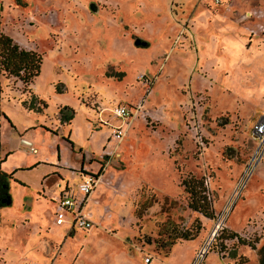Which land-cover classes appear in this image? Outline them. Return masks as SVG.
Masks as SVG:
<instances>
[{
  "label": "rangeland",
  "instance_id": "obj_1",
  "mask_svg": "<svg viewBox=\"0 0 264 264\" xmlns=\"http://www.w3.org/2000/svg\"><path fill=\"white\" fill-rule=\"evenodd\" d=\"M0 31L41 58L28 85L0 70V158L18 145V128L34 126L23 135L40 160L56 159L58 143L72 165L43 178L46 196L49 165L16 170L23 184L9 178L0 264H182L236 186L196 264H258L264 152L252 161L251 126L264 111V0H0ZM118 103L141 105L120 140L98 121L118 123ZM66 139L91 153L84 168ZM29 161L13 155L0 170ZM82 172L97 176L83 208L93 223L66 233L53 227L48 196L54 182L76 191ZM188 177L206 180L213 217L189 207ZM187 232L194 239L183 243Z\"/></svg>",
  "mask_w": 264,
  "mask_h": 264
},
{
  "label": "built area",
  "instance_id": "obj_2",
  "mask_svg": "<svg viewBox=\"0 0 264 264\" xmlns=\"http://www.w3.org/2000/svg\"><path fill=\"white\" fill-rule=\"evenodd\" d=\"M141 108L140 103L135 105H128L118 103L111 106L110 111L112 115L119 119L118 123H111L107 120L100 121L109 127V132L119 140L125 134V126L129 124L134 114ZM251 136L256 142V147L252 157V161H258L264 152V111L261 112L253 121L251 126ZM97 182V176L91 172H82L78 183L76 184V191L69 193L68 188L59 189L55 198L56 207L53 211L54 222L60 224L68 222L71 227L80 229H88L92 226V220L88 213L84 212L86 200L90 191L93 189ZM206 180L203 182L204 193L207 200L210 202V194L205 188ZM239 192V186L226 199L223 207L215 213L212 226L208 231L203 243L196 250L193 258L189 264H196L202 259L204 254L210 250L213 241L216 240L220 230L224 227L226 215ZM150 256H145L144 261L147 262Z\"/></svg>",
  "mask_w": 264,
  "mask_h": 264
},
{
  "label": "trees",
  "instance_id": "obj_3",
  "mask_svg": "<svg viewBox=\"0 0 264 264\" xmlns=\"http://www.w3.org/2000/svg\"><path fill=\"white\" fill-rule=\"evenodd\" d=\"M40 60L41 58L38 53L31 49L20 47L9 35L0 31V70L5 72V74L16 77L22 85H28L39 73ZM69 110L72 112L71 109ZM59 113L63 118L70 119V115L64 114L61 111ZM3 115L9 121L8 117L5 114ZM66 140L72 145V141ZM98 171H100V167ZM10 177L11 172L0 171V206L10 203V193L8 191V180ZM181 183L189 193V207L207 217H213L202 182L199 179L188 177L182 179ZM230 235L236 234L231 232ZM178 236L184 240L193 238L188 232L179 234ZM257 253L258 264H264V242L257 248Z\"/></svg>",
  "mask_w": 264,
  "mask_h": 264
},
{
  "label": "crops",
  "instance_id": "obj_4",
  "mask_svg": "<svg viewBox=\"0 0 264 264\" xmlns=\"http://www.w3.org/2000/svg\"><path fill=\"white\" fill-rule=\"evenodd\" d=\"M4 114V113H3ZM65 114V113H64ZM7 117H9L7 114H5ZM9 119L11 120V118L9 117ZM102 120H106V119H98V121H99V123L100 124H102L100 121H102ZM118 121H119V119H117ZM12 121V120H11ZM13 122V121H12ZM14 124V123H13ZM40 125V124H39ZM45 125V124H44ZM44 125H41V126H44ZM14 127H15V124H14ZM31 127H34V126H30V127H27V126H22V127H20V128H18V130H17V132H18V134H19V136H18V145L16 146V148L15 149H12V150H7L6 152H4V154H3V156L0 158V163L1 164H4V163H7L8 161H9V159L10 158H12V156L13 155H19V154H23L24 153V155H28V157H30L31 158V161H29L27 164H23V165H21V166H19V165H17V163H13V164H11L8 168H7V170L6 171H4V172H6V173H9V172H11V177H10V179H12V180H15V181H17L16 180V178L14 177V172L16 171V170H18V169H20V168H31L32 166H34V165H37V164H42V163H44V165H49L50 166V168H51V171H49V169L45 172H43V175H42V179L44 178H47L49 175H51V174H55L56 172L55 171H60V169L62 168V167H72V165L69 163V160L68 159H65L64 161H62V157L60 158V156H59V152H58V143H56V145H55V148H56V159H53L51 162H49V163H45V162H43V160H40V157H41V149L39 148V150L36 152L35 150H36V148L32 145V143H30V140L29 139H27L24 135H23V133L28 129V128H31ZM51 127V128H50ZM44 128V127H43ZM45 128H48V129H46V130H48L49 132H51V133H54V134H56V133H58V128L56 127V128H54L52 125H50V126H45ZM60 133V132H59ZM62 135H63V133H60V137H62ZM68 138H69V134H68V136H67ZM56 141V140H55ZM25 144L26 145H28V149H29V151L31 150V151H34L35 153H31V152H28V151H25V148H26V146H25ZM71 147H72V149H74V150H77L78 152H80L81 153V155H80V165H79V167L81 166L82 168H84L85 166H84V160H88V155H90L91 153H89V152H86V150H84L83 148H82V146H81V144H77V143H75L73 140H72V145H71ZM34 160H36L35 162H33V163H31L32 161H34ZM31 163V164H30ZM79 167H77V168H79ZM0 171H3V170H0ZM45 173V174H44ZM60 173V172H59ZM43 179V183H42V187H41V190H40V193L42 194V193H46V191H47V188H46V186H45V182H46V180H44ZM18 183H20L21 181H17ZM20 184H23L22 182L20 183ZM54 185L57 187V192H56V195H50V196H48V197H51V199L50 200H52V201H54V206L52 207V209H51V214H53V211H54V209H55V207H56V201H55V198H56V196H57V194H58V191H59V189H60V187H58L59 186V184H57V182H54ZM8 186H9V180H8ZM68 188V186H67V183L66 182H64V188ZM75 191L74 190H70L69 191V193H74ZM45 196H46V194H45ZM41 199H43V201H44V199H45V197H43L42 195H41ZM88 199V198H87ZM10 201H11V196H10ZM87 201V200H86ZM86 204V203H85ZM90 218H91V216H90ZM52 224H53V227L54 226H56V225H60V224H63V225H66V233L67 232H69V231H71V230H75L76 229V227H71L70 225H69V223L68 222H62V223H60V224H57V223H55L54 222V218H52ZM51 229H53V228H51ZM82 230V229H81ZM85 230H87V229H85ZM194 239V238H193ZM193 239H186V240H183L182 242L184 243V242H186V241H190V240H193ZM181 242V243H182ZM198 240L191 246V248H190V252H189V255L187 256V258H185V260L183 261V263L182 264H189L190 263V261H191V259H192V257H193V255L192 254H194V248L197 246V244H198ZM178 244H180V243H177L176 245H178ZM175 245V246H176ZM174 246V247H175ZM163 257H165L166 259L167 258H169V259H171L172 258V256H173V250H171V252H170V255L168 256V255H162ZM149 262L151 263V260L149 259L147 262H145L144 261V258H143V263H145V264H149ZM167 262V264H171V263H169L168 261H166Z\"/></svg>",
  "mask_w": 264,
  "mask_h": 264
},
{
  "label": "water",
  "instance_id": "obj_5",
  "mask_svg": "<svg viewBox=\"0 0 264 264\" xmlns=\"http://www.w3.org/2000/svg\"><path fill=\"white\" fill-rule=\"evenodd\" d=\"M134 42H135V43H137V42H138V40L136 39Z\"/></svg>",
  "mask_w": 264,
  "mask_h": 264
}]
</instances>
